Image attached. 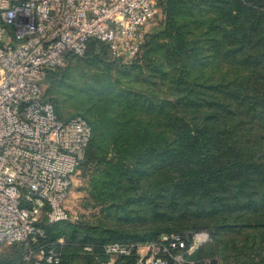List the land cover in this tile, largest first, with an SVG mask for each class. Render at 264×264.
Masks as SVG:
<instances>
[{
    "label": "trees",
    "instance_id": "obj_1",
    "mask_svg": "<svg viewBox=\"0 0 264 264\" xmlns=\"http://www.w3.org/2000/svg\"><path fill=\"white\" fill-rule=\"evenodd\" d=\"M156 1L164 20L146 35L143 63H134L149 73L148 87L105 82L95 89L99 107L76 106L69 115L50 94L68 68L46 78L58 116L91 125L81 168L96 167L95 189L108 208L122 201L137 210L125 217L132 230L83 236L71 223L44 220L43 241L64 239L58 264H101L108 243L204 231L209 240L190 256L195 264H264V0ZM79 57L120 60L96 39ZM157 79L166 94L151 88ZM25 252L15 243L0 253V264H23ZM135 258L133 250L119 264Z\"/></svg>",
    "mask_w": 264,
    "mask_h": 264
},
{
    "label": "built area",
    "instance_id": "obj_2",
    "mask_svg": "<svg viewBox=\"0 0 264 264\" xmlns=\"http://www.w3.org/2000/svg\"><path fill=\"white\" fill-rule=\"evenodd\" d=\"M158 13L156 0H0V249L24 243L23 264L61 261L64 239L43 241L42 223L69 219L66 199L92 138L83 117L58 116L47 74L84 55L91 39L114 58L135 60ZM208 240L201 231L108 243L101 264L133 250V264H195L190 256Z\"/></svg>",
    "mask_w": 264,
    "mask_h": 264
},
{
    "label": "rangeland",
    "instance_id": "obj_3",
    "mask_svg": "<svg viewBox=\"0 0 264 264\" xmlns=\"http://www.w3.org/2000/svg\"><path fill=\"white\" fill-rule=\"evenodd\" d=\"M164 16V11L160 7L155 24L147 27V31L150 32L154 28H159ZM71 56L73 57V55ZM71 56L65 66L69 70L66 74L65 83L56 84L55 88L50 91V94L59 101L60 108L65 114L73 115L77 107L84 109L94 108L99 99L96 91L105 82H111V84L115 85L117 80L118 88L127 86L136 88L138 91L141 90L139 88L148 87L147 83L144 82V76L149 73L145 68L136 69L134 67V63H143L142 55H139L135 60L120 59L117 63H107L96 58L80 59L79 56L72 58ZM142 65L144 66V64ZM150 86L154 92L162 93L160 95L166 94L165 81L157 79L155 86ZM49 87L50 85H48ZM86 87L87 89L91 88V92L88 95L86 94ZM143 90L148 96H153L149 89ZM99 106L100 103L98 102ZM99 176L100 174L95 166L82 167L80 169L79 173L74 177L73 185L66 199L65 205L69 219L63 223H71L78 227L83 236H98L103 231L113 233L115 230L118 231V229L124 231L132 230V227L125 223V217L127 216V211L132 210L133 214H136L137 210L130 206H125L122 201H117L116 203H111L110 201L109 204L113 206L112 209L108 208V204L102 203L103 192L98 193L95 189L96 184L100 181ZM9 247H2L0 253Z\"/></svg>",
    "mask_w": 264,
    "mask_h": 264
}]
</instances>
